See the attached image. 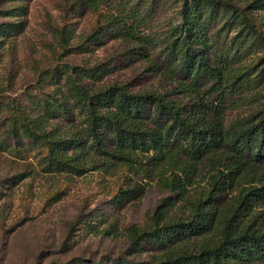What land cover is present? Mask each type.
Here are the masks:
<instances>
[{
	"label": "trees",
	"instance_id": "16d2710c",
	"mask_svg": "<svg viewBox=\"0 0 264 264\" xmlns=\"http://www.w3.org/2000/svg\"><path fill=\"white\" fill-rule=\"evenodd\" d=\"M181 1L180 24L162 51L161 64L168 70L161 73L183 102L191 98L189 104L117 86L91 92L83 84L91 73L74 69L67 92L44 104L43 115L28 118L24 133L36 137L37 132L49 166L58 172L79 177L99 170L115 175L118 170V203L132 200L131 195L155 180L172 193L143 226L126 229V257L145 255L148 260L117 264H264V56L260 69L245 72L234 68L210 37L220 20L237 31L248 53L258 52L257 47H264V30L250 13L264 12V0ZM76 5L93 11L103 7L101 0H76ZM16 10L0 15L13 17ZM135 13L131 7L111 16L129 42L143 40L136 33L144 19ZM5 31L0 26V33ZM244 38L250 44L245 46ZM152 48L148 43L143 50L150 53ZM155 67L160 73V66ZM202 90L209 99L200 95ZM244 97L255 109L226 128L228 107H237ZM74 111L86 115L85 132L46 130L47 117L67 119ZM88 152L103 158L102 168ZM200 183L204 187L189 201V190ZM184 202L189 213L176 216Z\"/></svg>",
	"mask_w": 264,
	"mask_h": 264
},
{
	"label": "rangeland",
	"instance_id": "374dc122",
	"mask_svg": "<svg viewBox=\"0 0 264 264\" xmlns=\"http://www.w3.org/2000/svg\"><path fill=\"white\" fill-rule=\"evenodd\" d=\"M101 2L102 9L93 11L76 5V0H0V12L17 9L15 17L0 15V26L7 30L0 33V264H117L124 259L148 260L145 255L126 257V229L143 226L172 193L155 180L131 195L132 200L118 203L122 180L118 170L113 171L115 175L99 170L79 177L58 172L49 166L46 146L37 132L33 133L36 137L24 133L28 118L43 115L44 104L59 101L60 92H67L74 69L91 73L83 81L91 92L117 86L134 94H167L170 100L183 102L173 93L174 83L164 76L167 66L161 64L163 48L180 24L182 1ZM145 3L150 6L147 10ZM131 7L137 17L144 19L145 25H140L136 33L138 39H143L140 41L124 39L111 18ZM250 14L264 30V12ZM223 23L219 20L211 29L216 50L224 52L234 68L245 72L260 69L263 45L257 47L258 52L248 53L240 44L243 39L236 38L237 31ZM10 25L18 27L5 29ZM148 43L153 47L150 53L144 51ZM203 91L202 97L206 96ZM190 102L191 98L185 99L183 104ZM248 102L244 97L235 103L237 107H228L226 128L252 114L255 108ZM47 118L49 125L45 128L53 133H81L87 127L86 115L78 111L67 119ZM94 157L102 168L103 158ZM203 187L204 183L192 187L189 201ZM188 213L187 202L174 211L181 217Z\"/></svg>",
	"mask_w": 264,
	"mask_h": 264
}]
</instances>
